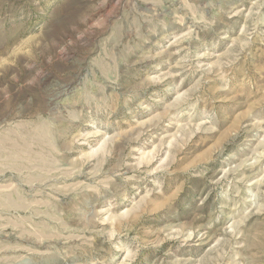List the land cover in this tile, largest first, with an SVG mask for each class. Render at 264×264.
<instances>
[{
    "label": "rangeland",
    "instance_id": "374dc122",
    "mask_svg": "<svg viewBox=\"0 0 264 264\" xmlns=\"http://www.w3.org/2000/svg\"><path fill=\"white\" fill-rule=\"evenodd\" d=\"M0 264H264V0H0Z\"/></svg>",
    "mask_w": 264,
    "mask_h": 264
}]
</instances>
